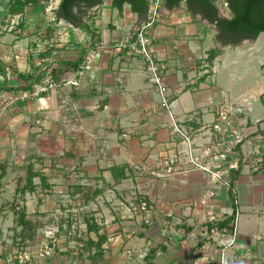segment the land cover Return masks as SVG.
Returning a JSON list of instances; mask_svg holds the SVG:
<instances>
[{"label": "crops", "instance_id": "obj_1", "mask_svg": "<svg viewBox=\"0 0 264 264\" xmlns=\"http://www.w3.org/2000/svg\"><path fill=\"white\" fill-rule=\"evenodd\" d=\"M59 1L0 0V226L7 218L14 223L16 201L27 218L43 224L49 223L55 207L72 203L70 214L81 229L62 220L55 231L44 226L41 239L54 242L53 255L34 256L35 264H217L219 239H228L232 226L219 230L211 224L237 213L236 242L225 251L229 264H264V171L257 170L264 133H255L259 127L264 130V84L258 80L237 91L241 74L234 66L221 65L225 47L254 45L264 31L225 45L217 26L218 20L231 16L225 0H214L215 21L192 13L184 0L171 9L162 1L149 44L179 125L194 145H208L215 136L223 141L218 162L227 167L228 177L240 158L246 161L233 190L198 170L160 180L164 176L152 172L168 157L181 156L186 144L172 133L165 114L155 110L157 93L146 79L142 59L117 49L119 40L133 38L143 15L128 2L118 10L112 0H103L84 17L100 38L88 48L89 36L81 26L56 18ZM93 49L97 55L82 75L67 67ZM211 50L218 51L212 59L207 57ZM260 66L264 69V63ZM53 74L58 82L52 81L47 92L21 97L34 84L51 81ZM73 78H78L77 86L64 85ZM234 91L239 94L233 96ZM245 94L258 96L259 112L235 113L229 132L252 140L255 151L246 141L235 144L228 134L215 135L211 129L216 108L236 105ZM243 101L252 108L248 99ZM74 117L79 129L71 121ZM28 162L45 173L51 190L15 195L17 184H24ZM10 183L13 194L7 198L2 193ZM208 214L214 219L205 218ZM90 219L99 231L88 228ZM213 228L218 233H211ZM49 230L51 235L44 237ZM103 233L104 253L96 256Z\"/></svg>", "mask_w": 264, "mask_h": 264}, {"label": "built area", "instance_id": "obj_2", "mask_svg": "<svg viewBox=\"0 0 264 264\" xmlns=\"http://www.w3.org/2000/svg\"><path fill=\"white\" fill-rule=\"evenodd\" d=\"M148 16L146 20L138 26L132 39H122L117 43V49L126 50L131 55L137 56L142 59L144 63V73L146 79L155 88L158 97V105L154 107L155 110L164 113L168 118L169 125L172 129V133L181 135L186 141V152L179 155H173L168 157L161 165L157 166V169L152 172L155 176L165 177L184 173L188 170H198L208 175L214 181H223L224 185L233 190L228 177L227 167L220 165L218 161L221 159L218 147L223 143H219V139L215 136L213 142L208 145H194L189 136L182 130L179 125V121L173 112L172 101L169 96L168 88L164 80L162 67L156 58L153 49L150 47V35L155 23L160 18V7L163 0H148ZM97 55V50H89L84 58L82 70L87 69L91 62L92 57ZM82 71L77 74L82 75ZM79 83L78 78H73L64 85L77 86ZM53 86V82L49 78L44 79L42 82L34 84L30 90H25L21 93L22 98L38 97L41 93L47 92ZM62 103L67 104V95H63ZM215 121L212 124L211 129L215 133H221L222 135L229 134L231 129L232 118L236 113V107L234 104L220 105L216 108ZM77 118L71 119L75 126L80 128L77 123ZM240 136L236 135L234 143L240 141ZM140 170V168H139ZM213 194V192H211ZM74 211V210H72ZM71 211V212H72ZM55 213H59L55 210ZM236 215L232 220V231L228 239H219L218 259L217 264H229L228 257L226 255V248L235 244L236 242ZM209 217L210 220L214 219L211 214L205 215V218ZM211 233H218L216 228L211 229ZM35 257L41 259L51 255V246L45 241L41 240L34 245ZM33 246H29L31 249ZM0 264H32L30 260V252L25 250L22 255L7 254L4 258H0ZM35 264V263H33Z\"/></svg>", "mask_w": 264, "mask_h": 264}, {"label": "trees", "instance_id": "obj_3", "mask_svg": "<svg viewBox=\"0 0 264 264\" xmlns=\"http://www.w3.org/2000/svg\"><path fill=\"white\" fill-rule=\"evenodd\" d=\"M103 0H60L56 9H55V16L56 18H61L75 26H81L89 36V46L95 45V42H99L100 38L98 34L90 27L84 17H88V11L90 8L98 6L102 3ZM183 0H164V5L171 9L176 7L182 2ZM228 3L230 8L231 16L229 18H222L217 21V26L219 28L218 38L224 42V44H229L232 42H237L243 38H255L257 34L261 31H264V0H225ZM126 0H112V6L116 7L118 10H121L122 5L126 3ZM187 5V8L192 13H201L204 18H207L210 21H215L216 18V7L214 5V0H184ZM132 11L137 12L139 15H143V20L147 18V10H148V0H132L128 2ZM203 10V11H202ZM208 10V12H207ZM49 52L43 53L42 55H48ZM218 53L217 50H211L207 57L212 59ZM86 53L84 52L81 54L80 58L74 63H66L67 67L82 71V65L85 58ZM58 76L54 74L51 76V81L58 82ZM65 82V81H64ZM102 104V103H101ZM259 127V126H258ZM264 133L263 129L257 128L256 134ZM240 142V141H239ZM238 142V143H239ZM237 167L233 168L229 171L230 183L235 181L236 177L240 174L241 165L243 164L242 158L239 159L237 163ZM25 168V177H24V184L18 185L15 189V195H23L25 192H33L37 189H40L42 192H46L51 190V184L48 182V177L45 175L44 172L40 170H36L33 167L31 162H28L24 165ZM257 170L264 171V154L261 156V160L258 162ZM4 174V170L0 172V179ZM34 178L39 179V183L34 182ZM77 190V189H76ZM230 190V189H229ZM230 196L233 198V195L230 193ZM143 200V199H141ZM15 201V200H14ZM13 201V202H14ZM234 204V202H233ZM73 204L69 203L67 206L62 207L57 206L53 210L52 218L60 219V221H70L68 225L70 226L72 221L68 219H72L71 207ZM67 208L65 212L69 211V215L65 217L64 210ZM70 209V210H69ZM12 210L14 213V226L20 227L18 236H24L29 234V238L25 240V242H29V240H34L31 244H27L29 246H34L41 239V233L38 235L34 233L36 231L35 225L40 221L39 219L31 220L27 218L25 209L19 205L16 201V204L12 205ZM55 210H58L59 213H55ZM64 218V219H63ZM234 218V213H232L225 221H222L219 224L212 223V227H216L219 230H223L224 227H231L232 220ZM88 228L95 229L99 231V227L95 224L93 219L86 220ZM61 224L58 226L59 228ZM14 227V231L15 230ZM19 236V237H20ZM44 236V235H43ZM17 240V236H15ZM45 239V238H44ZM51 239V238H49ZM106 239V235L100 234L98 236L96 245L98 247L102 246L104 240ZM23 240L21 238L18 239ZM24 241V240H23ZM48 245L52 247L53 242L50 240H43ZM24 243V242H23ZM24 243V244H26ZM96 254V253H95ZM151 255V253H150ZM33 261V260H32ZM34 262V261H33Z\"/></svg>", "mask_w": 264, "mask_h": 264}, {"label": "rangeland", "instance_id": "obj_4", "mask_svg": "<svg viewBox=\"0 0 264 264\" xmlns=\"http://www.w3.org/2000/svg\"><path fill=\"white\" fill-rule=\"evenodd\" d=\"M263 47H264V36L259 38L258 41L254 45H251V43L246 42L242 47H240L236 50H234L232 47H225L224 48V55H223L222 60H221L222 67L227 68L230 66H234V68H235L234 70L237 72V74H238V72L241 74V76L238 74L239 79L237 81V84H235V86H234L237 91H242L243 89H245V87L247 88V87L254 86L258 80L261 83V85L264 84V82H261L262 80H264V77H262V75H264V69H261L262 67L260 66V63H264ZM246 67H251V68H248V71L246 70L247 72H242V70H245L244 68H246ZM237 91L232 92L233 96H236V94H239ZM243 98H246V99H248V101H250L252 108H249V107L244 105L246 102L243 101ZM236 101L239 102L235 105L236 114H240V113L244 114L245 113V115L247 116L250 113V110H254V112L256 110V112H259V105H260L261 101L258 99V96L253 98L252 95L245 94V97L244 96L240 97L239 99H236ZM253 105H254V107H253ZM251 115H253V113ZM262 117H264V115H262ZM251 118L253 121L252 116H251ZM182 130L185 132V130L183 128H182ZM176 135L181 140H183L186 144V141L184 140V138L181 135H179V134H176ZM227 136L230 137L231 140L233 139V141H235L236 133L230 132ZM190 140L192 141V144H195L191 138H190ZM241 140H240V142H241L240 144H242L246 141L245 143H247V145L250 146L249 150L255 151L254 149H251V145L253 144L252 140H249V139L247 140V138L241 139ZM234 145H232V146H234ZM235 147L236 146H234V148ZM232 151H233V153L235 152L234 155L236 157L239 155L236 151H234V150H232ZM184 152H186V149L184 150ZM245 161H246L245 158H242V162L245 163ZM237 165L238 164H236V167H237ZM136 170H139V167H136ZM164 179H168V177H163L160 180H164ZM34 181H37V178H35ZM13 188H14L13 183H10V189L9 188L6 189L5 192H3L2 194H4V196L7 198H11L12 194H13ZM134 208L138 211V208H136V207H134ZM139 211L141 212L142 210H139ZM148 211L149 210L144 211V212L147 213ZM10 217H11V214H10ZM45 219H48V218H45ZM71 220H72V222L74 221L72 223L73 229H75V227L78 229L79 228L81 229L82 225H80V222L78 221V219L73 220V218H72ZM2 222L3 223H1V226H0L2 229L0 231V257L4 258L7 254H12V255H16V256L22 255L23 251L27 250L30 252V260L33 264L34 262L32 260L34 259L35 251L33 248L30 249L29 245H27V244H29V243L33 244L32 242L34 240H29V242H27V243L25 242V240L29 238V234H27L28 232H26L25 236L23 234H21L22 236L19 235L20 236L19 237L16 233L19 232L20 227L19 226L15 227L11 218H9V219L7 218L6 221H2ZM60 224H61V221H60V219H57V218H52L49 221V223H46V220H45L44 224L41 221H39L38 224L36 223V225H35L36 231H34V233H37L39 235L41 233V231H44V229H45L44 226L51 227V231H55L57 229L56 227H58V225H60ZM14 227H15L16 231H14ZM64 227H66V226H64ZM51 231L49 230V231L44 232V237L51 235ZM15 236H17V240L15 239L16 238ZM50 237L52 238V236H50ZM19 238L23 239L24 241L23 240L19 241L18 240ZM23 242L26 244H24ZM52 251H53V247H51V252ZM54 251H56V250H54ZM94 253H96V256H100L104 252H103V249L101 246L98 247L97 245H95V252ZM51 255H53V254L51 253ZM51 255H49L47 257L52 258ZM105 261L107 263V259H105Z\"/></svg>", "mask_w": 264, "mask_h": 264}, {"label": "flooded vegetation", "instance_id": "obj_5", "mask_svg": "<svg viewBox=\"0 0 264 264\" xmlns=\"http://www.w3.org/2000/svg\"><path fill=\"white\" fill-rule=\"evenodd\" d=\"M234 1V0H233ZM226 5H227V8H228V3H226ZM203 11V10H202ZM207 12H208V10H207Z\"/></svg>", "mask_w": 264, "mask_h": 264}, {"label": "water", "instance_id": "obj_6", "mask_svg": "<svg viewBox=\"0 0 264 264\" xmlns=\"http://www.w3.org/2000/svg\"><path fill=\"white\" fill-rule=\"evenodd\" d=\"M127 2H130V1H132V0H126Z\"/></svg>", "mask_w": 264, "mask_h": 264}]
</instances>
